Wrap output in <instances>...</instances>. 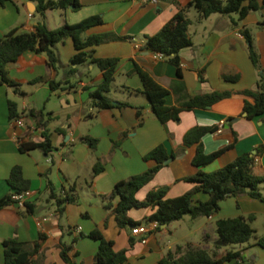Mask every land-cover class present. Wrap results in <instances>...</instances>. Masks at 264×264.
Instances as JSON below:
<instances>
[{"label":"crops","instance_id":"0c3cea01","mask_svg":"<svg viewBox=\"0 0 264 264\" xmlns=\"http://www.w3.org/2000/svg\"><path fill=\"white\" fill-rule=\"evenodd\" d=\"M174 1L79 0L78 10L47 11L43 20L36 11V4L29 0H12L0 6V39L15 28L29 33L39 23L53 29L90 16H101L102 23L90 27L84 35L118 37L92 50L96 58L119 60L108 97L113 104L128 103L125 107L100 111L90 107L89 94L101 83L102 73L92 64H70L76 52L70 38L54 46L58 59L55 67L47 63L44 54L35 51H27L16 62L6 65L7 76L18 87L0 83V199L11 193L6 182L11 168L20 166L24 178L30 182L29 202L34 208L32 213L25 212L17 204L0 209V264H4L2 243L10 238L38 244L40 264H69L60 256L62 245L70 247L68 256L73 264H94L98 242L86 237L93 230L112 241L115 251L127 250L124 264H156L177 246L205 249L217 260H224L221 264H264V248L257 243V238L264 234V202L249 195L221 201L219 211L210 217L192 219L185 216L161 226L160 230L150 232L145 244L140 236L131 234V228H119L114 215L103 207L101 195L109 194L117 182L154 165V161H144L143 156L160 144L175 157L135 197L143 200L150 190L162 187L167 188L166 198L170 199L189 191L194 185L185 178L198 170L192 164L196 145L185 147L183 138L196 126L216 127L215 132L201 139L206 154L226 148L201 168L203 172L218 170L240 155H254L260 150L253 173L264 175V115L247 119L243 113L244 97L236 94L255 89L258 74L264 71V26L259 25L264 18V8L259 10L260 16L250 12L240 21L236 14H213L201 19L195 10L187 9L192 46L179 54L181 77L178 78L174 66L143 49L144 36L155 34L191 0ZM243 29L251 35L258 55L257 68L249 58L247 42L239 37ZM135 64L169 90L165 98L167 106L178 105V96L171 90L177 80L184 83L189 96L215 91H230L233 95L204 109L182 111L178 121L161 124L153 116L145 95L138 92L142 88L139 77L130 74ZM51 82L62 85L53 90ZM9 100L16 103L20 116L17 119L23 121V127L9 119ZM138 107L142 108L141 124L137 117ZM34 115L47 121L52 145L48 155L38 149L27 153L18 151V141L23 137L27 140L28 130L36 127ZM221 121L224 124L218 132ZM85 136L97 140L95 149L82 141ZM31 140L40 142L42 137L34 133ZM96 163L103 169L93 175ZM48 183L58 195L69 192L74 186L76 202L63 205L62 210L58 208L54 201L48 200ZM262 188L264 191V186ZM192 198L197 204L206 201L208 195L200 191ZM150 213L148 208L132 209L128 216L140 221ZM249 215L254 216L251 226L255 230V240L218 247L216 221Z\"/></svg>","mask_w":264,"mask_h":264},{"label":"trees","instance_id":"16d2710c","mask_svg":"<svg viewBox=\"0 0 264 264\" xmlns=\"http://www.w3.org/2000/svg\"><path fill=\"white\" fill-rule=\"evenodd\" d=\"M12 0H0V6L11 2ZM36 4V11L41 19H44L45 13L51 10L65 11L72 7L74 11L81 5L79 0H29ZM166 1V0H160ZM175 3L174 0H172ZM194 9L201 19L208 18L213 14L231 16L236 14L238 20L244 19L250 12H256L264 8V0H191L189 4L179 11L165 23L155 34L144 36L145 42L143 49L160 54L162 59L166 60L175 67L177 77H181V50L191 47L192 41L188 34L190 20L186 16V10ZM102 18L99 15L90 16L75 24H63L56 29H49L45 23H39L33 32L22 33L18 29H12L0 39V83L11 87H18V84L10 80L7 76L6 65L13 63L27 51H35L44 54L47 63L55 67L58 63L54 52V46L63 42L65 39H72L76 52L70 59L71 65H84L86 63L95 65L102 73V81L94 91L89 94L90 107L100 111L113 107H125L128 103L113 104L108 97L111 86L115 80V73L119 60L117 58H96L93 56L92 47L113 40L118 37L112 34L85 36V32L92 26L100 25ZM264 26V18L259 24ZM243 38L248 44L249 58L255 68L258 67V55L254 49L253 41L248 30H241ZM70 73L73 69L69 70ZM130 74L139 77L142 88L139 93L145 95L149 102L150 110L155 119L164 124L168 121H178L182 111L194 108L204 109L215 103L229 98L233 92H211L196 96H189L186 93L185 85L182 81H175L171 90L178 96L177 106H167L165 98L169 90L160 86L151 75L144 71L138 65H134ZM236 79V78H235ZM41 81L37 80L35 82ZM68 83V82H67ZM51 88L56 90L61 87L60 82H51ZM244 97L243 113L247 119L261 117L264 115V71L259 72L256 87L253 90H242L236 93ZM251 100V102H249ZM9 119L19 118L17 105L14 101H8ZM36 127L41 128L40 142L26 140L25 137L18 141V151L27 153L31 150H41L48 155L52 152L47 121H43L42 116L34 115ZM137 117H142V108H137ZM216 127L196 126L189 129L183 138L185 147L196 145V153L192 159L193 166L197 167V172L185 178V181L194 186L181 196L176 198H166L167 188L162 187L150 190L143 200H138L136 193L153 180L158 171L164 166L163 162L174 158L173 153H167L162 144L154 147L143 156L144 161H154V165L140 174L131 176L126 180L117 182L112 191L107 195H101V200L105 210L110 211L119 228L140 225L156 221L159 224L157 231L161 226L182 220L185 216L192 219L198 217H210L216 214L220 209V202L230 198L246 194L250 197L264 202L262 187L264 186V175H255L253 173L254 158L256 154L246 153L240 155L224 167L212 171L203 172L202 167L211 163L226 148L206 154L203 150L201 139L207 133H213ZM29 135V130L27 135ZM82 141L91 149L97 146V140L85 136ZM117 147V144H114ZM103 166L96 163L93 166V175L100 173ZM7 185L11 190L10 194L0 199V209L16 204L13 195L19 194L30 189V182L24 178L20 166L11 168L6 179ZM91 184V181H89ZM49 191L48 200L54 201L58 208L65 204L74 203L77 200L75 188L72 186L69 192L56 194L50 183L47 184ZM204 192L208 199L204 202L194 204L193 195L197 192ZM116 200L114 204L113 201ZM34 205L28 201L24 203L23 209L27 213L33 212ZM150 209L151 213L140 221H134L128 216L132 209ZM254 220L253 215L245 217L219 219L216 221V234L218 236V247L229 245H242L249 242L255 236V230L251 226ZM86 237L98 242V249L95 254L94 264H124L127 260V250L115 251L113 242L106 240L98 230L91 231ZM257 243L264 248V234L257 238ZM4 264H40L39 248L36 243H27L16 238L6 239L2 243ZM70 247L61 246L60 256L65 263L73 264L68 252ZM234 256L237 253L233 254ZM224 260H217L211 253L202 248H193L186 246L182 248L177 246L174 251H168L167 254L156 264H221ZM245 264V262H244Z\"/></svg>","mask_w":264,"mask_h":264},{"label":"built area","instance_id":"2783aa9c","mask_svg":"<svg viewBox=\"0 0 264 264\" xmlns=\"http://www.w3.org/2000/svg\"><path fill=\"white\" fill-rule=\"evenodd\" d=\"M143 2H149V3H157V0H143ZM240 38H243L242 34H239ZM154 58H159L162 59V56L160 54H153ZM14 123L18 126V127H23V121L19 120V119H14L13 120ZM224 121H221L219 124V128H218V132H221L222 127H223ZM41 132L42 129L41 128H37V127H33L29 130V135H28V139L29 141L31 140L32 134L34 133H38L41 136ZM50 161V159H49ZM258 159L254 158V164L257 163ZM63 193V192H62ZM32 196V191L30 190H26L24 192H21L19 194H15L13 195V200L16 202V204L20 207L23 208L24 203L26 201L29 200V198ZM159 227L158 222L153 221V222H149V223H142L140 225L134 226L130 229L131 234L134 236H140L141 237V242L142 243H146L147 242V237L150 234V232L156 230Z\"/></svg>","mask_w":264,"mask_h":264},{"label":"rangeland","instance_id":"374dc122","mask_svg":"<svg viewBox=\"0 0 264 264\" xmlns=\"http://www.w3.org/2000/svg\"><path fill=\"white\" fill-rule=\"evenodd\" d=\"M194 10V9H193ZM54 12H56V11H54ZM196 12V11H195ZM197 13V12H196ZM198 14V13H197ZM255 14H256V16H260V15H258V14H260V12L259 11H256L255 12ZM220 15V14H219ZM53 25V24H52ZM52 27H55L54 25L52 26ZM53 29H56V28H53ZM262 191H263V189H262ZM78 193H80V190H78ZM263 193H264V191H263ZM215 236H217V234H216V232H215ZM253 240H255V236L250 240V241H253ZM229 246H233V245H229ZM211 255H213L212 253H211ZM214 256V255H213Z\"/></svg>","mask_w":264,"mask_h":264},{"label":"water","instance_id":"95a60500","mask_svg":"<svg viewBox=\"0 0 264 264\" xmlns=\"http://www.w3.org/2000/svg\"><path fill=\"white\" fill-rule=\"evenodd\" d=\"M70 9H72V7H70ZM170 161H171V159L169 158V159L165 160V161L163 162V164H164V165H167Z\"/></svg>","mask_w":264,"mask_h":264}]
</instances>
